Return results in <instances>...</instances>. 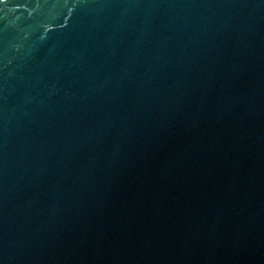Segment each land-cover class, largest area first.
I'll use <instances>...</instances> for the list:
<instances>
[{
	"label": "water",
	"instance_id": "1",
	"mask_svg": "<svg viewBox=\"0 0 264 264\" xmlns=\"http://www.w3.org/2000/svg\"><path fill=\"white\" fill-rule=\"evenodd\" d=\"M0 264H264V0H0Z\"/></svg>",
	"mask_w": 264,
	"mask_h": 264
}]
</instances>
